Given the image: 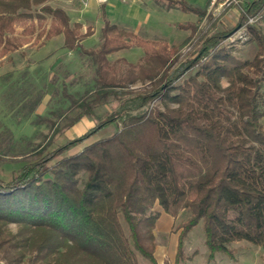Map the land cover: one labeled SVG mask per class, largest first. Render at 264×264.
I'll return each mask as SVG.
<instances>
[{"label": "trees", "instance_id": "1", "mask_svg": "<svg viewBox=\"0 0 264 264\" xmlns=\"http://www.w3.org/2000/svg\"><path fill=\"white\" fill-rule=\"evenodd\" d=\"M49 1L0 0V59L31 42L44 45L63 35L66 49L80 48L96 65L94 97L77 96L62 84L63 97L82 110L79 118L93 115L110 95L130 97L11 179L0 176V256L5 263L139 264L140 254L158 264L154 229L161 211L156 204L173 217L189 211L179 226L175 264L200 222L209 260L217 252L230 254L235 241L264 246L262 32L249 26L259 46L252 60L237 59L221 46L228 30L207 36L176 65L177 46L111 22L104 5L101 44L85 49L82 41L94 33L92 27L84 31L81 22H72ZM168 1V8L206 14V8L187 0ZM263 9L264 0H255L248 13ZM246 21L243 15L240 23ZM178 27L190 30V37L197 31L193 23ZM133 46L144 50L138 62H110V54ZM138 83H149V90L135 94ZM115 122L122 125L112 136L48 165ZM11 223L21 225L18 232L5 229Z\"/></svg>", "mask_w": 264, "mask_h": 264}, {"label": "rangeland", "instance_id": "2", "mask_svg": "<svg viewBox=\"0 0 264 264\" xmlns=\"http://www.w3.org/2000/svg\"><path fill=\"white\" fill-rule=\"evenodd\" d=\"M64 1L71 6L69 9L73 16L71 21H81L84 31L89 26L92 27L94 33L85 38L82 44L87 50H96L102 39L103 22L99 5L103 0H59L58 2L52 0L48 3L57 7ZM144 1H152V5L159 11L169 9L168 0ZM187 1L194 5L198 2L197 5L201 8H206V14L198 16L193 13L191 16L187 12L178 11L173 16H167L176 21L195 24L197 31L192 37H190V30H181L177 23L163 25L160 28L162 30H153L152 26L155 25L153 21L157 20L155 18L145 25L146 30L135 32L143 38L165 40L171 46H177L178 62L176 65L190 58L207 36L228 30L229 35L221 46L240 60H252L255 57L259 46L254 40L251 29L239 30L244 24L240 23L241 17L250 15L248 8L255 0H216L214 5H212V0ZM108 4L114 19L129 16L131 7L134 5L132 0L126 2L109 0ZM253 26L264 35V17ZM17 31L20 32L21 28ZM243 32H246V35ZM56 37L44 45L32 42L26 44L0 60V176L5 180L11 179L24 166L41 159L68 140L78 137L101 119L117 111L121 104L130 97V95H124L116 98L110 95L93 109V115L79 118L82 110L72 107L70 101L63 97L62 84L66 82L68 90L77 96L94 97L97 89L96 65L91 55L84 53L80 48L66 49L63 39ZM143 56V48L133 46L112 53L108 58L113 64L121 59L136 63ZM194 72L195 69H192L186 76ZM223 84L227 85L225 78ZM149 86V83H138L133 88L136 94L149 90ZM156 105L161 104L156 103ZM121 125L120 122H115L106 126L86 141L66 150L48 165L51 166L64 157L80 152L97 140L112 136L121 128ZM154 209L161 210V207L156 204ZM188 216L189 211L181 210L177 217L172 216L173 219L171 217L168 222L162 220L160 227L154 229L155 256L158 264L166 262L175 264L178 237L181 231L179 226ZM121 221L129 235L128 225L122 216ZM20 228L21 225L17 223L5 226V229L12 233L18 232ZM229 249L230 254L217 252L214 259L209 260L205 234L202 222H200L185 239L184 257L180 264H264L263 245L240 240L231 243ZM138 259L139 264H151L140 254H138ZM0 264H6L1 256ZM50 264L59 263L51 262Z\"/></svg>", "mask_w": 264, "mask_h": 264}, {"label": "crops", "instance_id": "3", "mask_svg": "<svg viewBox=\"0 0 264 264\" xmlns=\"http://www.w3.org/2000/svg\"><path fill=\"white\" fill-rule=\"evenodd\" d=\"M58 1L59 0H57V2ZM124 1L126 2L128 0H124ZM132 1H133L134 5L131 7V11H130L129 16H125L124 18L120 17L119 19H114L110 13V7L108 4L109 0H103V2L99 5L100 10H101V18H102V5H104L105 10L107 11V16L111 22L116 23L119 26L124 27L128 30H133L134 32L137 30H146V28H144L145 25H148L151 22V19H153V18L157 19L156 21H153L154 22L153 24H155L152 26L154 28L153 30H162L160 28H162L163 25L168 26L169 24L172 25V24H176V23L177 24L183 23L181 21H176V20L170 19L167 16V15L173 16L178 11H182L178 8H169V9H163V10L159 11L158 9H155V7L152 5L151 0H150L151 2H149V1L145 2L144 0H132ZM191 2H193V1H191ZM195 4L197 5L198 2ZM198 6H200V5H198ZM57 7L63 8L68 13L71 20H73V16H72L71 12L69 11V9L71 8V6L69 4L65 3V1H64L63 4L61 2V5L59 4V6H57ZM157 11L161 12V13H156ZM189 14H191V16H192L193 13H189ZM72 22H81V21L76 20V21H72ZM102 22H103V18H102ZM103 25H104V22H103ZM103 25H102V27H103ZM18 28H21V30H22V27L19 26ZM155 28H157V29H155ZM181 30H183V29H181ZM60 37L63 39V43H64V36L63 35H59L56 38L58 39ZM160 211H161V215H160V217L156 223L155 229L160 227L159 225L161 224L162 220H164L165 222H168L169 219H171V217H172L171 215L163 212L162 209ZM172 219H173V217H172Z\"/></svg>", "mask_w": 264, "mask_h": 264}, {"label": "built area", "instance_id": "4", "mask_svg": "<svg viewBox=\"0 0 264 264\" xmlns=\"http://www.w3.org/2000/svg\"><path fill=\"white\" fill-rule=\"evenodd\" d=\"M215 2H216V0H212V5H214ZM263 17H264V12L256 14V15H253V16L248 15L247 16V21L244 24H242V26L240 27L239 30H243V31L249 30V26L254 25L256 22L261 20V18H263ZM243 33L246 35V32H243Z\"/></svg>", "mask_w": 264, "mask_h": 264}]
</instances>
